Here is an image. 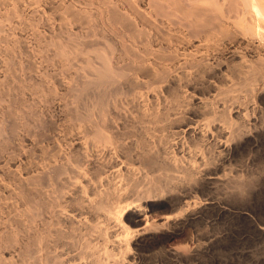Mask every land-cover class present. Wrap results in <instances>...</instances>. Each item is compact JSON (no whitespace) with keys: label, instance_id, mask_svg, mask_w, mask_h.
I'll return each instance as SVG.
<instances>
[{"label":"bare ground","instance_id":"6f19581e","mask_svg":"<svg viewBox=\"0 0 264 264\" xmlns=\"http://www.w3.org/2000/svg\"><path fill=\"white\" fill-rule=\"evenodd\" d=\"M164 1L168 8L158 0L150 2L146 12L132 0L106 4L107 14L102 13L107 20H102L109 30L101 24L103 28L97 32L100 46L94 50L99 61L95 65L94 60L89 62L95 81L81 83L82 107L74 108L76 114L72 121L68 118L72 124L67 130L38 126L33 140L34 174L25 181L19 175L21 181L15 178L19 210L0 221V264H179L192 255L190 229L196 224L195 209L201 202L193 209L196 191L231 194L235 189L241 194L246 190L241 173L233 175L238 179H231L232 172L238 173L232 162L249 141L246 128L250 127L251 111L247 105L245 113L239 108L240 114L233 117L232 107L240 96L231 91L242 81L246 97L257 90L260 81L264 83V0ZM162 7L179 15L183 25L176 23L182 34L179 31L174 37L163 30L161 25L172 19ZM96 27L91 29L99 30ZM106 29L121 41L111 40ZM195 38H199L198 44L203 42L200 47L204 44L211 49L214 41L216 46L228 38L233 61L242 48L245 52L235 64L224 59L205 62L214 52L200 48ZM171 43L183 47L180 50ZM236 45L242 46L237 53ZM217 47H213L215 51ZM190 85L195 87L191 86L193 91ZM197 90L203 98L195 95ZM227 92L232 97L227 98ZM222 94L225 96L220 98ZM217 95L219 99L214 100ZM245 103H240L243 110ZM2 203L0 214L4 215L3 208L10 204L6 201L8 207H3ZM15 205H11L14 212ZM186 205L191 209L182 218ZM147 208L154 212L152 216ZM184 225L190 227L183 240L186 243L177 245L173 241Z\"/></svg>","mask_w":264,"mask_h":264},{"label":"rangeland","instance_id":"374dc122","mask_svg":"<svg viewBox=\"0 0 264 264\" xmlns=\"http://www.w3.org/2000/svg\"><path fill=\"white\" fill-rule=\"evenodd\" d=\"M13 1L7 0V2L9 3H5L8 6L5 5L4 2L2 3V0L0 1L2 3L0 4V147H3L2 149H0V201L4 202V204H6V201H8L7 205L10 204V207H8L7 205L4 206V204L2 203L3 207L8 208H3L6 209L5 213L7 214H4V216L2 214L3 212H1L0 215L2 217H0V221H2L1 219H4V217L5 219L9 217L7 215H9L11 212L16 214L19 210L18 203L20 202V195L19 190L17 189V187H19V184L15 187V184L19 183L17 182V178L22 177V179L24 178L25 181L26 179L28 180V175L29 177H31L34 174V162L32 161H34L33 148L35 147V143L33 142V140L35 141V135L37 133V130L40 128H38V126H41V128H50V126L53 125L58 126V128H60L59 131H63V127H66L67 130V128H69L68 126L72 124L71 117L74 116L73 114H76L74 108L78 107V109H80L82 107V99L80 101V98L82 96L81 87L83 84L81 83H84V81H87L88 79L91 81H95V79H93L95 70H92L93 68L90 63L92 64L94 60L95 62L93 64H98L97 61L99 60L96 58L97 55H95V52L97 51H94L95 49L97 50L100 46L97 45L100 44L101 41L99 40L100 36L98 33L100 32V27H102V25L109 30L107 21L103 22L102 18L104 20H107V18L104 17L107 14V10L105 9H107V5L108 3H110V1L111 3H114L116 0H21V2L19 0L18 3V0L15 1L16 3H14ZM132 1L136 3L135 5L138 8L141 6L139 8L141 12H146V10L149 9L150 2H158V0ZM159 1H161L160 3L158 2L159 4L162 3L161 5L167 7L168 3L166 1ZM13 3L17 5H13ZM100 4L106 7H102ZM120 4L123 5L124 3L121 2ZM4 5L8 8L3 7ZM12 6H14V8H12ZM11 8L16 10H12ZM6 9H11L9 11H15V13H9ZM67 9H69L70 12H68ZM80 9L84 10H81L84 14L81 13ZM89 9L92 11L90 12ZM162 9L163 10L161 11H165V14H169L170 20L172 19L171 23H167V21L163 25H161L163 30L167 33L169 32V34L172 33L173 36L175 33L176 36L179 31L181 33L182 28H180L181 30L177 28L183 22L180 19L179 15L177 17V15L173 13L174 11L171 12L173 10L171 8L166 9L167 11L164 10L163 7ZM88 10L93 16L90 15ZM99 11L101 15H99ZM4 12L7 14H5ZM73 12H75L79 16H74L75 13ZM78 12L81 13L82 17L80 14H78ZM85 12L88 13L86 14ZM102 12H104L105 15ZM85 14V17L89 16L88 18H91L89 19L91 20L90 22H88L89 20L84 17ZM6 15H8L9 17ZM167 15L166 17H168L169 19V16ZM173 15L176 16L175 19H173ZM70 17L72 18L70 19ZM78 17H80L81 20ZM92 17L94 18V20ZM177 19L180 21H178ZM97 22L99 24H96ZM176 22H179V25ZM93 25L95 27L96 25H98L99 30H95L93 28L91 29V27H94ZM182 25L183 24H181L180 26ZM107 29L106 32L109 33ZM109 34V38L111 37V40H116L115 42L121 41L120 38L116 37L114 34ZM115 37L120 41L115 39ZM197 40L199 41V38H195L194 42L200 47V44L203 42H199L198 44ZM222 40L223 41H219L216 46H214L215 41H212L214 43H212L213 47L218 46L220 48L219 49L217 47L218 52L220 51L219 54L217 53V50H214L213 47L211 49L204 44L201 45L200 48H202V46H205V48L211 50L212 53L214 52V54L209 57V60L206 59L205 62L216 63L217 60L224 59V61L228 62V64H235V62L238 63L241 60L245 49H243L242 46H235V53H237L240 48H242V50L240 49L241 51L237 53V55L239 56L234 59V62L233 60H230L231 53H229L228 48L230 47L232 42H229L230 40L228 38ZM205 43L206 45L211 46V43ZM175 45L171 43L172 47H177L180 50L182 49L181 47H183V44L180 43H178L177 46ZM222 47L223 49H221ZM205 48H203V51H208ZM65 52L67 53V56L65 54L63 55V53ZM227 54L229 57L226 56ZM213 56H215V58ZM221 56L222 58L219 59ZM88 58L90 59V61ZM227 58H229L230 63L229 61H227ZM86 65L88 66L89 70L88 68H86ZM90 70L94 71L93 74ZM189 71H192L193 73L195 70L189 69L188 72ZM94 76H96V74ZM241 84L242 81H239L237 85L238 88H236V90H233L234 92L237 91V93H234L233 91H231V93L233 96L239 93L238 96H240V98H245V108L243 110V107H240V103L244 105V102L242 101L243 98H238L237 100H240V102L238 101L239 103H235V105H233L232 109L235 112L232 113V110L231 114L233 117L236 116L235 118H237L240 112L242 113L244 111L243 113H245V109L247 110L248 105V107L250 108H248V110L252 113L249 112L251 116H249L250 118L248 120L249 122L251 121V125L248 124L247 126L252 127L254 130L250 127H247L249 130L246 128V130L249 131V134L246 131L247 135H249L246 141H249L248 143L244 142V146L242 145L240 148V150H242L239 151V154L233 160L234 162H232V165L235 167L233 171H236L238 173L232 172L231 179L233 180L235 176L241 173V175L239 174V176H243L242 179H245H243V183H246V190L242 191L245 194L241 192V195L240 192L235 189H232L233 191L230 189L231 194L229 192H226L228 193L226 194L224 191L216 192L215 190H212V192L210 191V193H208L209 191H205L204 189H198L196 191V197L199 198V200L197 198L196 200L194 199L196 203L194 204L193 209H195V205H198L197 203L201 201L195 209L196 213L194 224H196L191 229L190 227H185L184 225L181 233H179V235L173 241L175 244L177 243V245H184V243L186 242L183 240L186 233L189 232V229L192 230L190 232L193 234V239L192 242H189V245L192 247H190L191 249L189 251V255H192L188 256L190 258H188L189 260H181L179 264H264V135H262V133H264V108L262 109V107H264V91L262 90L264 86L262 84L264 83L260 81L259 87L257 86L255 88V90H257L254 91V93L251 92L252 95H248L247 93L246 97V92H243V89L246 90V87L243 88ZM196 85L199 86V83H196L195 87ZM191 86L193 87V85H190V91H193ZM195 87H193V89H195ZM237 89L240 90L238 91ZM227 93L228 94L226 95H229L227 96V98L232 97L230 95L231 93ZM198 94L199 91L197 90L195 92V95L197 97H200L201 95L199 94L198 96ZM219 96L221 98L225 95L222 94ZM201 98H203V95L201 96ZM213 98L214 100L219 99L218 95ZM260 99L262 100V102ZM247 100L249 101V103ZM230 101L231 99H229V103H233L232 101L234 100H232L231 102ZM236 104L238 106H236ZM235 106L238 108H236ZM253 107H255L254 112ZM71 108L72 110H70ZM239 108L242 111H240ZM259 110L261 111L260 113H262V116L259 113ZM70 112L72 113L69 116ZM253 113L254 115L257 114V119L255 118V116H252ZM259 117L262 122L260 121ZM261 117H263V119ZM68 118L71 120L69 121V124ZM253 121L254 123H252ZM258 123L262 129L258 128ZM36 125L37 127H35ZM1 144L5 145L6 149L5 146H1ZM241 154L242 156H240ZM239 157L240 160L242 159L241 163L237 162L239 160ZM235 162L237 163V167ZM251 173L252 175H250ZM251 176H253V178ZM240 177L239 180L241 179ZM236 178L237 177H235V179ZM20 179L18 181L22 180ZM9 188L11 189V191H9ZM247 188H249L250 190ZM10 192L11 195L9 194ZM211 203L215 204L212 206ZM13 204H16L14 207H18L17 209L15 208L16 212L12 211L14 208L11 205ZM184 207V209L186 210L191 209V207H187V205ZM149 210L150 208H147L148 214L150 213V215L152 216L154 212ZM186 210L183 211L184 215H181L182 218H185V214L187 216V214L190 212ZM196 216L198 217L196 218ZM142 217L144 218V216ZM154 218L158 220L160 217L157 216ZM12 227L14 228V225H12ZM167 247L169 246H166V248ZM191 250L193 252H191Z\"/></svg>","mask_w":264,"mask_h":264}]
</instances>
